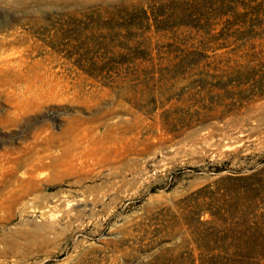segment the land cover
<instances>
[{"label": "rangeland", "instance_id": "1", "mask_svg": "<svg viewBox=\"0 0 264 264\" xmlns=\"http://www.w3.org/2000/svg\"><path fill=\"white\" fill-rule=\"evenodd\" d=\"M0 264H264V0H0Z\"/></svg>", "mask_w": 264, "mask_h": 264}]
</instances>
